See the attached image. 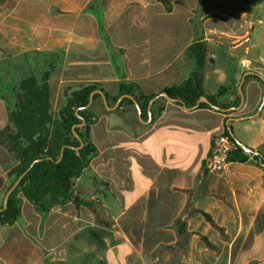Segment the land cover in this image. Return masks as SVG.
Returning <instances> with one entry per match:
<instances>
[{"label":"crops","instance_id":"0c3cea01","mask_svg":"<svg viewBox=\"0 0 264 264\" xmlns=\"http://www.w3.org/2000/svg\"><path fill=\"white\" fill-rule=\"evenodd\" d=\"M248 1L242 0L245 5L238 15L239 29L232 36L233 48L244 49V56L235 60L218 56L212 50L210 34L215 31L209 23L219 19L212 16L227 17L210 8L211 0H195L187 13V27L174 22L171 35L166 37V41L174 43L173 55H164L162 47H156L157 38H161L157 28L163 26L156 21L163 16L159 9L152 13L146 7L150 12L139 25L141 34L129 38L123 47V77L106 78L116 82L115 95L121 82L135 83L146 94H158L145 89L156 78L164 83L160 91L183 82L195 68L186 50L203 38L209 48L206 92L214 95L221 86L231 85L233 89L224 102L239 107L241 102L238 106L233 104L241 98L239 87L246 76L242 84L244 105L227 116L216 109L187 110L168 100L154 123L142 121L134 112L125 114L117 123V109L110 110L105 120L98 119L93 125L92 140L98 154L75 182L76 193L86 201L94 198L96 182H106V192L122 194L129 202L127 208L143 202L144 218L159 217L168 203L173 217L165 222L163 232L170 236V242L160 247L174 244V259L168 253L160 256L156 250H145L143 246L128 247L130 237L120 232L106 241L104 251L94 245L92 251L84 252L76 237L82 235V207L78 209L70 203L41 214L22 197L18 221L12 226L0 224V264H108L107 255L117 251L120 244L128 247V256L135 253L137 264H264V165L253 164L249 159L245 163L231 162L222 175H210L204 170L212 141L224 133L226 119L251 117L260 109L257 117L232 124H241L238 136L233 133L241 144L264 155V24L260 20L255 25L256 15L249 10ZM196 9L200 12L195 15ZM192 18L199 24L191 23ZM153 24L158 26L154 30ZM190 33L193 40L182 43L181 37ZM15 164L11 154L0 146V200L8 187L7 174ZM84 178L92 182L91 192L76 187ZM201 211L209 214L219 229L212 227ZM180 221L186 224L187 236L178 230ZM73 236L76 242L68 248V238ZM202 237H207L216 250L208 248ZM209 251L214 255L208 257ZM87 258L92 260L87 262ZM132 263L135 264L127 258L123 264Z\"/></svg>","mask_w":264,"mask_h":264},{"label":"rangeland","instance_id":"374dc122","mask_svg":"<svg viewBox=\"0 0 264 264\" xmlns=\"http://www.w3.org/2000/svg\"><path fill=\"white\" fill-rule=\"evenodd\" d=\"M194 2L195 0H177L174 13L168 14L156 0H5L0 5V130L7 125L10 111L22 101V94L17 89L19 82L29 76L41 78L47 70H51V101L55 116L65 105L66 93L89 81H101L99 83L104 89L115 95L116 82H108L106 78H111L112 75L120 79L123 77V47L129 38L141 34L139 25L148 19V13L160 10V13L157 12L163 17L156 22L163 26L157 28L158 26L153 24L151 28L161 31L158 36L161 38H157L155 44L156 47H162V54L173 55L174 43L166 41V37L171 35L174 22L186 26L187 13ZM247 4L249 10L256 15L255 25L257 26L260 20L264 24V0H249ZM243 5L245 3H242V0L210 2V8L215 10L214 12H221L228 18L227 20L221 16L222 18L212 19L209 23L215 31L210 34V43L218 56L234 60L244 56V49L236 50L231 45L232 36L239 29L238 15ZM199 12L197 9L194 11L195 15ZM247 20H250V16ZM190 22L199 24L194 18ZM191 38V33L183 35L182 43L193 40ZM163 84L156 78L146 85L145 89L160 93ZM167 101L166 98L160 97L157 100V111L164 108ZM93 111L97 115L96 121L101 118L105 120L106 115L112 112L102 107L101 99L96 102ZM116 111V122L125 118L123 109ZM239 127L240 123L232 124L233 133L237 136ZM76 187H83L91 192L92 182L84 178L76 183ZM106 189L105 183L96 182L92 194L94 198L87 201L94 204L100 219L108 223L110 229L97 223L90 209L77 205L78 209L82 207L83 230L82 235L76 237L84 252L92 251L94 245L99 251H104L106 241L113 240L114 234L120 232L130 237L131 244L128 247L143 246L145 250H156V254L160 256L168 253L174 259V248L160 247L170 242V236L163 232L165 222L173 217L170 209H167L169 204L165 203L166 208L162 209L164 214L160 213L159 217L144 218L142 212L146 211V207H143V202L137 203V207L127 208L126 204L129 202L123 199L122 194H112L110 191L106 192ZM78 195L81 199L80 194ZM105 195L108 196L107 199ZM18 197L21 199L22 195ZM2 199L3 197L0 204ZM103 202L106 206H103ZM91 231L101 233L103 238L106 234L111 236L105 238L102 243H97L91 237ZM75 242L74 236L68 238L67 247H72ZM128 247L120 244L117 251L107 255L106 262L123 264L128 258L130 262L137 264V260L134 261L135 253L129 256L126 254ZM207 255L210 257L214 254L209 251ZM144 257L150 260L149 256ZM87 260L90 262L92 259ZM139 260L141 261L142 257Z\"/></svg>","mask_w":264,"mask_h":264},{"label":"trees","instance_id":"16d2710c","mask_svg":"<svg viewBox=\"0 0 264 264\" xmlns=\"http://www.w3.org/2000/svg\"><path fill=\"white\" fill-rule=\"evenodd\" d=\"M4 1L0 0V5ZM156 1L166 13L170 14L173 12L177 0ZM212 17L222 18L218 15ZM186 55L195 63V68L190 76L181 83L165 87L160 93H167L178 105L186 108L196 106L203 96L211 104L221 109L231 108V104L224 102L233 89L231 85L221 86L214 95L208 94L205 90L204 81L209 56L208 43L203 38L197 39L187 48ZM50 77L51 70H47L41 78L29 76L19 82L17 89L22 94V101L14 110L10 111L7 125L0 130V146L11 154L16 163L7 174L9 183L5 195L26 173L11 194L7 209L0 212V224L12 226L18 221L21 214L18 195H22L41 214L49 213L56 207L66 206L70 203L85 206L92 211L97 223L110 229L111 226L100 219L94 204L80 199L75 191V182L83 176L84 171L98 154V148L92 140V128L97 119L93 109L99 99L102 100V107L106 108V106L103 97L97 93L91 107L86 110H82V108L89 104L90 96L95 91L104 92L110 107L115 106L120 97L130 95L134 97L142 112L140 119L147 121L149 119V104L160 93L146 94L135 83L121 82L118 85L117 94L114 96L110 95L101 83L89 82L66 93L65 105L55 116L52 110ZM250 78L257 77L251 76ZM240 102L241 98H238V101L233 105L238 106ZM157 104L156 101L152 106V123L161 116L163 111V108L157 111ZM198 108L214 110L208 103H201ZM118 109H123L125 114L134 112L139 117L137 106L132 99H123ZM83 121L85 124L77 127ZM229 128L233 132L232 122L229 127L226 124L223 134L238 142L235 136L230 134ZM74 131L80 136V139L75 136ZM81 141L84 144L82 148H80ZM249 159L253 164L264 165L262 153L248 154L241 147H238L231 155L230 162L245 163ZM3 204L4 197L0 208H3ZM201 213L212 227L219 229L209 214L203 211ZM178 230L180 234L187 236L184 222H179ZM90 234L98 243H102L105 238L111 236L106 234V237L103 238L97 231H91ZM202 240L208 248L216 250V246L207 237H202ZM166 247L174 248V244Z\"/></svg>","mask_w":264,"mask_h":264},{"label":"water","instance_id":"95a60500","mask_svg":"<svg viewBox=\"0 0 264 264\" xmlns=\"http://www.w3.org/2000/svg\"><path fill=\"white\" fill-rule=\"evenodd\" d=\"M251 74H252V73H251ZM245 77H246V76H245ZM245 77L243 78V80H242V82H241V85H240V87H239V92H240V95H241V104H240L239 107H232V108H228V109H221V108H219V107H217V106L211 104V103L208 101V99H207L205 96H203V97L200 98V100L198 101V103H197L196 106H194V107H192V108H186V107H185V109H187V110L195 109V108H198L199 105H200L201 103H208V104L211 105L212 108H214V109H216V110H219V111H222L223 113H228V112H232V111L239 110V109L244 105V95H243V91H242V84H243L244 81H245ZM260 78L262 79L261 76H260ZM97 93H99V94L103 97V100H104L105 106H106V108H107L108 110H116V109H118L119 106H120V103H121L122 100L125 99V98L132 99V100L134 101V103L136 104V106H137L139 117L142 116V112H141L140 108L138 107V104H137L136 100L134 99V97H132V96H130V95H124V96H122V97H120V98L118 99V101H117V103L115 104V106L110 107V106L108 105V101H107V99H106V97H105V95H104V92H102V91H95V92H93V93L91 94V96H90V102H89V104H88L86 107L82 108V110H86V109H88V108L91 107V105H92L93 102H94V96H95V94H97ZM160 97H164V98H166V99L169 100V101H174L172 98L169 97V95H168L167 93H164V92H162V93H160L158 96H156V97L150 102V104H149V119H148V122H151V121H152V106H153V104H154V103H155ZM260 111H261V109H260ZM260 111H259L256 115L251 116V117H243V118H239V119L229 118V119L227 120V127H229V125H230V123H231L232 121H236V120L243 121V120H247V119H251V118L257 117V116L260 114ZM142 121H143V120H142ZM84 124H85V121H83V123H82L81 125H77V127H81V126H83ZM229 132H230V134H231L232 136H234V134H233V132L230 130V128H229ZM74 134H75V136H76L78 139H80V136H79L75 131H74ZM236 143H237L238 146L241 147L246 153H248V154H256L255 151H253L252 149H250V148L246 147L245 145L241 144L239 141L236 142ZM83 145H84V144H83V142L81 141V147H80V148H82ZM62 156H63V153H62ZM62 156H61V158H62ZM60 160H61V159H60ZM25 174H26V173H25ZM25 174H23V175L17 180V182H16V183H15V184H14V185H13L8 191H7V193H6L5 197H4L3 208H0V212H1V211H4V210L7 209V207H8V201H9V198H10L11 194H12V193L14 192V190L18 187L20 181H21L22 178L25 176Z\"/></svg>","mask_w":264,"mask_h":264},{"label":"built area","instance_id":"2783aa9c","mask_svg":"<svg viewBox=\"0 0 264 264\" xmlns=\"http://www.w3.org/2000/svg\"><path fill=\"white\" fill-rule=\"evenodd\" d=\"M238 144L228 135L214 137L210 152L205 160L204 170L210 175H222L230 165V157L237 150Z\"/></svg>","mask_w":264,"mask_h":264}]
</instances>
